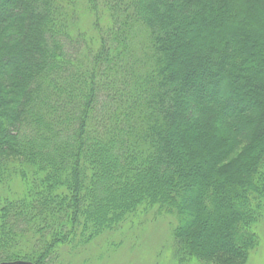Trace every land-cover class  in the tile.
I'll return each mask as SVG.
<instances>
[{"label":"trees","instance_id":"trees-1","mask_svg":"<svg viewBox=\"0 0 264 264\" xmlns=\"http://www.w3.org/2000/svg\"><path fill=\"white\" fill-rule=\"evenodd\" d=\"M0 202V264H70L150 210L179 263L249 264L264 0H0Z\"/></svg>","mask_w":264,"mask_h":264},{"label":"rangeland","instance_id":"rangeland-1","mask_svg":"<svg viewBox=\"0 0 264 264\" xmlns=\"http://www.w3.org/2000/svg\"><path fill=\"white\" fill-rule=\"evenodd\" d=\"M153 211L140 212L122 229L85 247L69 261L70 264H203L196 260L178 262L174 255L172 227H168L165 218L157 217ZM260 234V250L252 256L249 264H264V224ZM215 259L216 256L213 257Z\"/></svg>","mask_w":264,"mask_h":264},{"label":"water","instance_id":"water-1","mask_svg":"<svg viewBox=\"0 0 264 264\" xmlns=\"http://www.w3.org/2000/svg\"><path fill=\"white\" fill-rule=\"evenodd\" d=\"M3 264H5V263H3ZM10 264H33V263L25 262V261H16V262H13V263H10Z\"/></svg>","mask_w":264,"mask_h":264}]
</instances>
